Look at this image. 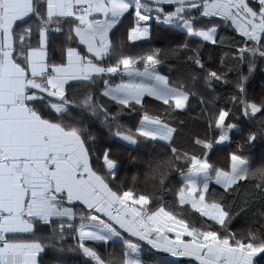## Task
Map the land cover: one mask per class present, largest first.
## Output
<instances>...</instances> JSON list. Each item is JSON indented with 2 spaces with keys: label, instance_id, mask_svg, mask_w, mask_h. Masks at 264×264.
Returning a JSON list of instances; mask_svg holds the SVG:
<instances>
[{
  "label": "snow or ice",
  "instance_id": "6c2138e0",
  "mask_svg": "<svg viewBox=\"0 0 264 264\" xmlns=\"http://www.w3.org/2000/svg\"><path fill=\"white\" fill-rule=\"evenodd\" d=\"M258 68L264 0H0V264H264Z\"/></svg>",
  "mask_w": 264,
  "mask_h": 264
},
{
  "label": "trees",
  "instance_id": "16d2710c",
  "mask_svg": "<svg viewBox=\"0 0 264 264\" xmlns=\"http://www.w3.org/2000/svg\"><path fill=\"white\" fill-rule=\"evenodd\" d=\"M160 32H163L165 34H168L167 28H161L159 29ZM144 47H147V45H144ZM264 82V72L260 71L259 68L255 72L251 83L250 88L255 93H259L261 89V83ZM125 120H129V118L125 117ZM136 120V117H131L130 122L134 123ZM203 125L201 124H193L188 123L186 124L181 132L179 133L182 137H187V135H190L191 132H197L203 135ZM117 147L120 149V154L123 158L126 159V154L130 153L133 156H136L138 154H142V149L133 147V146H127L124 144H118ZM227 149L218 146L215 151L213 152V158H216L218 156H222L224 152H226ZM255 210V206L252 210H250L248 213H241L240 217H237L236 221H234V224L237 228H242L245 226L247 220L249 219L251 212ZM145 258L152 262V264H176V260L172 259L166 255H162L155 252H150L147 249H145ZM54 256L50 255L48 257L49 260L53 259ZM62 260L65 261V264H80L81 258L78 255L72 254V253H66L62 257H60Z\"/></svg>",
  "mask_w": 264,
  "mask_h": 264
},
{
  "label": "crops",
  "instance_id": "0c3cea01",
  "mask_svg": "<svg viewBox=\"0 0 264 264\" xmlns=\"http://www.w3.org/2000/svg\"><path fill=\"white\" fill-rule=\"evenodd\" d=\"M159 254H160V253H159ZM162 255H166V256H168L167 254H162ZM168 257L177 260V258H173V257H171V256H168Z\"/></svg>",
  "mask_w": 264,
  "mask_h": 264
}]
</instances>
